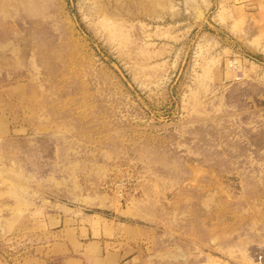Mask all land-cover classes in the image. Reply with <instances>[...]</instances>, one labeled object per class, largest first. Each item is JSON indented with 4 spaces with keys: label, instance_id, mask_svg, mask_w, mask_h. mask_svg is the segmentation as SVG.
<instances>
[{
    "label": "rangeland",
    "instance_id": "1",
    "mask_svg": "<svg viewBox=\"0 0 264 264\" xmlns=\"http://www.w3.org/2000/svg\"><path fill=\"white\" fill-rule=\"evenodd\" d=\"M220 1L0 0V264L57 207L139 227L130 264H264V56Z\"/></svg>",
    "mask_w": 264,
    "mask_h": 264
},
{
    "label": "crops",
    "instance_id": "2",
    "mask_svg": "<svg viewBox=\"0 0 264 264\" xmlns=\"http://www.w3.org/2000/svg\"><path fill=\"white\" fill-rule=\"evenodd\" d=\"M231 8L225 14L229 33L248 50L264 56V0H221L220 6ZM239 22V23H238ZM235 26H238L237 28ZM52 211H35L29 222L20 218L16 228L31 230V240L40 248L39 264H130L126 248L138 241L139 227L115 222L99 214L57 207Z\"/></svg>",
    "mask_w": 264,
    "mask_h": 264
}]
</instances>
